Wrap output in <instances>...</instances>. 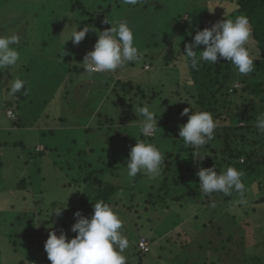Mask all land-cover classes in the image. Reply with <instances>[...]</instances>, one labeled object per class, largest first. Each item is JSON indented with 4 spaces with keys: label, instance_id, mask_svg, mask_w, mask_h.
Returning <instances> with one entry per match:
<instances>
[{
    "label": "rangeland",
    "instance_id": "rangeland-1",
    "mask_svg": "<svg viewBox=\"0 0 264 264\" xmlns=\"http://www.w3.org/2000/svg\"><path fill=\"white\" fill-rule=\"evenodd\" d=\"M109 2L112 4V11L105 15V12L97 6L100 4L105 7L107 3L103 0H0V35L16 34L21 38L20 44L16 46L20 52L21 61L15 67L0 70V264H19L20 257L25 252L23 247L21 249L18 247L19 245L16 247L18 249L16 252V248L11 243L15 233L19 232L17 231L19 227L23 226L20 224L22 221L19 217L25 216L24 214H37V216L26 218H30L33 223L30 233L35 248L40 249L35 253L38 262L48 259L44 245L51 231H55L57 235L63 231L69 239L73 238L76 235L71 231V226L76 219L74 213L80 210L86 217L93 214L92 204L96 193H88L87 188L88 186L92 188L95 182L97 183V186H94L95 191L104 186H99V183L129 188L124 190L126 194L112 198L110 206L121 219L120 231L128 238L129 244L130 241L133 245L136 244V236L133 234L135 231L139 238L144 237L148 240L150 247L146 245L142 249L143 253L149 250L147 255L144 254L145 256L140 254L138 249L135 255L131 256L132 252L128 247L124 252L128 264H167L176 253L180 252L178 246H188L195 242L200 235V227L208 224L207 221L210 220L209 217L208 220L200 217L199 211L194 212L187 219L188 223L172 231L163 232L166 227L165 225L161 227L162 229L160 228L163 224V215L159 213L144 215L142 209H144L146 195L137 193L161 185L162 174L155 180L149 179L142 173L131 179L127 175L126 162L130 149L135 146L137 140L154 144L163 154L175 153L183 149V140L179 138L178 133L184 119L177 117L178 121L171 119L168 122L163 117V112L171 113L170 116L173 117L179 106L189 108L188 102L193 101L189 100L187 91L192 86V81H189V71L186 65L182 64L183 60L175 63L178 61L175 57L173 61L170 60L169 65L161 69L162 71L156 67V63L158 60L161 63L163 55L173 42L180 41L176 37V29H183L184 33L195 35L197 30L211 27L212 24L230 16L235 10L234 4L232 0H141L136 6L124 5L122 0H109ZM203 8L207 9L211 20L206 19L203 14L206 11L203 12ZM35 10V14H39L36 25L33 24L37 19L33 14ZM52 10L56 11L55 14L50 13ZM106 20L113 24L126 21L136 36L135 43L139 51L148 52L149 59L153 62L154 67L147 63L144 71L138 70L129 74L127 73L129 70H125L126 66L123 72L118 71L115 77H111L114 81L116 78L124 79V81L126 78L132 79L133 91H137L135 86L138 83L148 86V93L152 90L160 91L162 98L147 106L155 113L158 120V128L149 136L144 137L141 134L143 117L136 115L137 109L131 108L130 105L123 107L124 102L118 101L114 94L109 97L112 87L104 85L105 80L98 81L95 76L87 80L84 77L85 73L80 71L83 67L80 63L86 52L93 50L98 39L97 34L90 31L79 45H74L71 40L64 44L74 28L79 26L77 29L79 31L85 25H92L103 31L111 27L110 23H105ZM53 22L57 23L55 30L52 27ZM70 24L72 27L69 26ZM168 24L170 27L165 29V25ZM59 26L61 40L57 41L53 36L57 35L56 29ZM4 32L5 34H1ZM136 32H140L142 38H138ZM47 35L50 38H47ZM182 41L185 44L186 40L182 38ZM252 44L249 41L246 47L255 59V48ZM54 48L62 55V59H66V61L60 59L55 66L44 54L45 49H47L46 53H49ZM19 70L30 72L31 80L36 85L31 98L36 104L34 103V107H30L29 111L17 110V116L15 112L17 104L14 102V95H9V85L15 76H20L15 74L19 73ZM102 74L109 76L107 72ZM71 75L74 81L72 86L74 102L71 103V99L64 97L65 99L61 98L58 102L59 109L55 106L53 108L46 101L53 96H58L59 99L63 95L59 93L61 89L56 86L60 83L69 84ZM244 79L247 84L248 74L244 75ZM183 83L187 89L179 85ZM107 87L109 91L102 98V106L100 103L98 106H92L96 102L97 95L100 94L98 90H107ZM243 88L245 84L235 82L228 91L231 94L230 108L235 112V120L240 114L248 110L250 112L248 106L250 99L248 94L243 92ZM233 89L237 90L236 94H233ZM8 102L12 103V108L8 107ZM113 102L117 105L114 106ZM126 103L129 104L127 100ZM166 105L168 106L165 108ZM196 108L194 111H197ZM113 110L116 113L115 117ZM230 110H223V122L216 121L220 127L219 130L217 128L215 130L216 140H211L208 144L196 149L198 152L195 153L193 170L197 171L196 166L199 161L204 168L210 164L216 165L215 167L219 169L218 160L228 156L227 149L238 146L240 136H233L232 133L227 132L229 128L224 129L222 125H229L233 128V132L246 135V130L238 129V127H246L244 122L233 125L226 121ZM10 112L11 115H9ZM107 114L110 116H106ZM110 118L115 121L113 129L109 131L106 129L111 125ZM17 119L23 126L17 128L15 125L18 122ZM57 119L62 121L58 122ZM87 129L92 131H86ZM250 132H254L248 136L250 139L264 144V134L259 133L258 130ZM91 146H94V150L88 149L87 156L84 151ZM103 148L104 151H102ZM35 149L44 152V155L30 160V156H38L33 152ZM82 149V153L79 154ZM108 149L113 152H108ZM225 150L227 154H223ZM255 150L256 153H264V149L259 146ZM57 151H59L58 154ZM86 162L90 163V166ZM34 164L35 170L39 171L31 174ZM87 174L90 175L89 183L85 180ZM24 178L27 182L18 186ZM26 183L28 186H24ZM247 189L244 194L247 197H245L247 204L242 209L247 212L240 225L242 230H239L244 232L246 246L244 244V247L239 249L231 246L230 253L219 256L222 264L233 262L234 255L247 251L264 256V207L255 204L260 196L256 187ZM130 196H135L134 201ZM211 200L215 201V199ZM66 205L67 210L63 211L61 217L51 214V207ZM227 205L228 203L220 205L223 207V212L229 210ZM213 211L214 208H210L208 214L211 215ZM188 212L184 211L182 216H187L193 211ZM149 217L152 219L151 223ZM192 224L198 227H193ZM234 241L237 245L240 238L237 237ZM140 242L145 243L144 240ZM24 264L38 263L25 260ZM45 264H51V262Z\"/></svg>",
    "mask_w": 264,
    "mask_h": 264
},
{
    "label": "trees",
    "instance_id": "trees-1",
    "mask_svg": "<svg viewBox=\"0 0 264 264\" xmlns=\"http://www.w3.org/2000/svg\"><path fill=\"white\" fill-rule=\"evenodd\" d=\"M103 1L107 3L105 7L100 6V4L97 6L100 8V10L105 12V15H107L109 12L112 11V4L109 2V0H103ZM232 3L234 4L235 10L226 19L234 20L236 17L241 15L248 18L252 33L249 41L253 43L252 45L256 50V52L254 50V57H255L254 71L248 74L249 79L247 84L244 81L245 80L244 75L239 74L236 71V69L232 66V64L224 59L218 60V63L216 64H209L207 62L201 61L200 66L197 69H193L191 67L190 61L188 60L184 52H185V45L191 43L195 35H191L190 33H184L183 29L181 30L176 29L175 32H177L176 37H178V40L182 41V38L183 40H186L185 44L183 43V41L182 43L180 41L173 42L169 46L167 52L163 55L161 63H159V60L157 61L156 67L161 70L163 67L169 65V63L173 61L174 57L175 59L178 60L175 61V63H180L183 60L182 64L186 65V67L188 68L189 78H190L189 81H192V86L190 87V90H188L185 83L179 85L187 89L189 94V100L191 101L193 100L189 108H191L192 106L193 111L195 110L196 107H197L196 109L199 111H208L213 115L215 121L219 120L220 122L224 121L223 110H230L231 109L230 106H232V100L230 99L231 94H229L228 92L229 89L232 88V85L235 82L245 84V88H243V92H246L249 96L250 103L248 106L250 108V112L248 110L247 112L240 114L239 118L235 120L234 119V117L236 116L235 112H233V109H231L230 113L227 115L226 121L233 125H237L240 122H244L246 127L245 128L238 127V129L240 131L242 129L246 130L245 132L246 135H244L243 133L240 134L238 132H233V128L230 127L229 125L227 126L222 125L221 127L224 129L229 128L227 132L229 131L230 133L233 134V136L236 137L237 135L240 136L237 144L238 146L227 149V151L229 152L228 156H223L221 160H218L220 162L219 169L215 167L216 165L214 166L210 164H207L205 168L215 167L218 173L226 170V168L229 166H232L237 170H241L244 173L242 180L243 183L245 184L246 191L248 190L247 188L255 186L258 191L257 192L258 196L260 194L255 204L256 206L264 207L263 206L264 205V153H256L255 150L257 146L264 149V144H262L261 141L252 140L248 137L251 136L252 133H254L250 131L257 130V128L255 127L257 116L264 113V0H232ZM204 11L207 12V9H204L203 12ZM206 12L203 13L204 16L206 17L207 20H211L210 15H208V12L207 13ZM200 15H202V13ZM169 27H170L169 24L165 25V29ZM1 34H5V32ZM136 35L138 38H142L140 32L139 33L136 32ZM200 50L201 51L204 50L203 45L200 46V49L196 50L197 55H199ZM140 53L142 58L140 59L139 62H130L125 66L118 68L114 72H107L109 76H106L102 73H96V75H93L95 76L96 79H98V81L100 79L105 80L106 83H104V85L107 84L109 88L112 87L111 88L112 90L108 96L110 97L111 94H114L115 97L118 99V101L124 102L123 107L125 105H130L131 108L138 109L141 107L148 106L152 104L153 101L162 98L160 95V91L152 90V92L148 93V86H144V84L143 86L139 85L138 82H137L138 84H136L135 86L137 91H133L134 82L132 79L126 78L125 80L126 82H125L124 79L121 78H116L115 81L111 78V77H115V75L118 74V71L123 72V70L125 69L124 67L126 66L127 69L125 70H129V72L126 71L129 74H133L130 72H135L138 70L144 71L145 67H147L146 66L147 63H149L150 66L154 67V65L152 64L153 62L149 59L148 52L144 53V51H142ZM81 71L84 72V69ZM15 74H19L20 76H15L14 78L19 77L26 81L25 89L27 90L26 94L22 95L21 93H17L14 95L13 98L14 102H16L17 104V108L15 109V112L17 113V110L19 111V109H22L23 111H29L30 107H34L35 101L33 102L31 96L33 95L32 93L35 90L34 87L36 85L32 82L31 75L28 70H24V71L19 70V73H15ZM15 74H13V76ZM91 78L92 76L89 77L86 74L87 80H90ZM68 81L69 84L67 85H62L60 83L56 86V88L61 89V91L58 92L63 95L60 96L59 99L58 96L56 97L53 96L52 98H50L49 101H46V103H50V106H53V108L57 107L58 109H59L58 102L61 100V98L65 99L64 97H68L69 99H71V103H73L74 102L73 100L74 91H72V86L74 82L73 75L70 76ZM177 81L176 83H178ZM108 87L107 90H103V89L102 91L98 90L100 91V94L97 95V98L95 99L96 102L92 104V106H98V103H100L102 106V102H103L102 98L103 96L108 94L109 91ZM236 91L237 90L233 89V94H236L237 93ZM220 97L221 100H219ZM126 100L129 104L126 103ZM7 105L8 107L12 108L11 102H8ZM113 105L116 106L117 105L116 102H113ZM167 106L168 105H166L165 108ZM184 109L185 107L179 106L176 109V112L174 114L175 116L173 117L170 116L171 113L169 114L163 112L164 113L163 117L168 122L171 121V119H174V121H178V118L181 119L183 118L184 120L181 121L184 124L188 120L187 116L182 117L180 115ZM112 112L114 113V117H115L116 115L115 110H113ZM106 116H110V114H107ZM110 119L111 121H109V123L111 125L107 129L105 128L106 130L109 131L113 129L114 127L113 124L115 121V119L113 121V118ZM56 121L60 122L62 120L57 119ZM97 123H101V122L98 121ZM15 125L17 126V128L23 126L20 120H18V122ZM217 129L219 130L220 127H217ZM99 130H101V128ZM86 131H92V130L87 129ZM49 133L52 134L51 131H49ZM215 140L216 138H214L212 141ZM93 147L94 146L87 147L84 153L87 154L88 156L87 150L89 149V151H92L94 150ZM47 150L50 149L47 148ZM104 150L105 149L103 148L102 151ZM197 150L193 149L190 146L184 145L183 149L179 152L164 153L163 154L164 163L161 172L163 180L160 183L161 185H159L158 187H151L149 189L147 188V190L142 192H137L146 195L144 196L145 197L144 209H142L144 215L146 213L149 214L159 213L163 215L164 217L163 224L160 226L161 228L166 225V227H164L163 229V232L172 231L178 228L179 226H181L182 224L188 223L187 219L194 212L199 211L200 217H205L207 220L209 217L210 219L207 221L209 225L203 224L200 227V235L197 237L196 241L189 244L188 246H180V247L178 246L180 252L176 253L173 259L167 262V264H222L220 262L221 257L219 256L223 255V253H230L229 250L231 251L230 249L231 246H235L237 249L243 248L244 244L246 246L244 232L239 230H242L240 225L244 219L243 216L245 215V212H247L242 209H244V206L247 203L246 204L239 203L241 197L235 191H233L231 196H225L222 193L214 194L211 197V199H215L216 207L214 208V211L211 215L208 214V210L212 208L210 207L211 201L210 198L206 197L202 193L198 185L199 177L196 175V173L200 168H204L202 162L200 161L198 162L196 166L198 168L197 171L193 170L195 164L194 161L195 153L198 152ZM51 151H53V149H51ZM82 151L83 149L79 152V154H81ZM33 152L36 153L35 155L38 154V156H30V160L35 159V157H42L44 155V152L37 151L36 149ZM58 152L59 151H57L56 153L58 154ZM108 152L111 153L113 151L108 149ZM225 153L226 150L223 152V154ZM216 159L217 158H215V160ZM241 159L242 162H240ZM87 164L90 166V163ZM33 167L34 168H32L31 174H33V172L34 174H36L39 170L37 169L35 170L36 168L35 164L33 165ZM89 176L90 175L87 174V178H85L87 183H89ZM261 178L263 179L261 180ZM25 182H27V179L24 178L23 181H21V183H19L18 186H21V184L23 185ZM24 186H28V184L26 183V185ZM94 186H97L96 182L94 183ZM94 186H92L94 191L89 186L87 188L88 193L91 192L96 193L93 204L98 200H103L105 203L110 205V201L112 198H116L121 194H126L124 190L129 189V188H124L123 186H115L107 183H99V186L101 187L97 188V191H95L96 189ZM130 197L133 198L131 200L134 201L135 196H130ZM245 197L246 196L244 195V199ZM141 199H143V197ZM205 199H207L208 201L207 200H206L207 202L204 201ZM226 203H228L227 208L229 210L223 212L222 211L223 207L220 205ZM84 205L87 204L84 203ZM184 211L186 212L193 211V212L187 216H182V213ZM24 215L25 216L23 217H19V219L22 221L20 224L23 226L19 227V230H17L19 232L15 233L13 242H11L14 248H16L18 245L20 249L22 247L24 248L25 252L24 254L21 255L19 264H24L25 260L27 262H31V263L36 262L38 264L49 263L50 261L48 259L38 262L35 257V253L40 251V249L35 248L34 246L35 243L32 241V235L30 233L31 228H33V223H31L32 220H30V218H26V217H34L37 216V214L34 213L32 215L29 214H24ZM148 219L149 222L151 223L152 219L150 217ZM195 219H197V216H195ZM192 226L198 227V225L194 226L193 224ZM133 234H135L136 236V244L133 245V243L130 241L129 249L132 252L131 256L135 255V251L137 249L138 251H140L139 252L140 254L142 253L143 255L144 254L147 255V253H149V250L148 252L143 253L139 245L141 243L140 242L141 240H144L145 243L148 245V247H150V243L144 237L139 238L138 234H136L135 231L133 232ZM237 237L240 238V242L236 245L234 240ZM17 241L20 244H17L18 243ZM247 250L248 249L246 248V251ZM15 251L17 252L18 249L16 248ZM233 257H234V261L229 262L228 264H264V256L251 254L248 251L243 252L240 255L236 254Z\"/></svg>",
    "mask_w": 264,
    "mask_h": 264
},
{
    "label": "clouds",
    "instance_id": "clouds-1",
    "mask_svg": "<svg viewBox=\"0 0 264 264\" xmlns=\"http://www.w3.org/2000/svg\"><path fill=\"white\" fill-rule=\"evenodd\" d=\"M141 0H122L124 5L136 6ZM110 23L111 27L103 31L92 25H85L81 30L74 28L70 37L64 44L71 40L74 45H79L90 31L98 36L93 50L86 52L82 64L84 72L91 77L96 73L114 72L130 62H139L141 53L135 43V34L126 21ZM251 28L247 17L241 15L233 19H223L197 30L191 43L185 45V54L191 67L197 69L201 61L216 64L224 59L230 62L241 75L254 71L255 63L246 45L251 38ZM20 36L0 35V70L15 67L21 61L18 46ZM204 46L197 55V49ZM196 49V50H194ZM64 53V52H63ZM65 54V53H64ZM26 81L19 77L10 82L9 95L17 93L26 94ZM190 105L191 103L188 102ZM191 112V115L189 113ZM136 115L143 117L141 134L149 136L157 127V118L149 107L137 109ZM188 116L185 124L179 126V138L185 146L199 149L214 139L218 123L208 111H193L185 108L181 114ZM255 127L264 134V113L257 116ZM203 159V158H202ZM164 155L157 146L137 140L130 149L126 162L127 175L134 179L137 174H144L149 179L155 180L161 175ZM196 175L199 177V187L202 193L210 198L214 194L222 193L231 196L233 191L240 195L239 203L246 204L244 199L245 184L241 170L229 166L218 173L215 167L200 168ZM93 214L86 217L82 211L74 213L75 223L71 231L76 235L69 239L63 231L59 235L51 231L45 242L44 249L51 264H127L125 250L129 247V240L120 231L122 221L113 208L103 200H98L93 205ZM210 207L215 208L216 203L211 200ZM51 214L61 217L66 206L51 207ZM39 225V224H38Z\"/></svg>",
    "mask_w": 264,
    "mask_h": 264
},
{
    "label": "crops",
    "instance_id": "crops-1",
    "mask_svg": "<svg viewBox=\"0 0 264 264\" xmlns=\"http://www.w3.org/2000/svg\"><path fill=\"white\" fill-rule=\"evenodd\" d=\"M55 10H52V12H50L51 14H55ZM36 13V10H35V12L33 13L34 14V16H36L37 17V19H36V21L33 23V24H37L38 23V21H39V14H35ZM34 19V17L32 18V20ZM29 20H27V22H28ZM42 22H44V20H42ZM55 24H57L56 22H53L52 23V27H53V29L55 30ZM33 26V25H32ZM70 27H72V25L70 24L69 25ZM59 31H60V26L56 29V32H57V35H52L57 41H60L61 40V38H60V36H59ZM47 38H50V36H48L47 35ZM46 51H47V49H45L44 50V54H46V56H47V59L48 60H51L52 62H53V65L55 66V64L57 63V62H59L60 61V59H62V55L61 54H59L58 53V51L54 48V50H50V52L49 53H46ZM62 60H64V61H66V59H62ZM81 62V61H80ZM81 70H83V67L82 68H80V71ZM85 73V72H84ZM80 76H81V74H80ZM84 77L86 78V73L84 74Z\"/></svg>",
    "mask_w": 264,
    "mask_h": 264
},
{
    "label": "built area",
    "instance_id": "built-area-1",
    "mask_svg": "<svg viewBox=\"0 0 264 264\" xmlns=\"http://www.w3.org/2000/svg\"><path fill=\"white\" fill-rule=\"evenodd\" d=\"M12 113L10 112V114L9 115H11ZM147 244L146 243H144V242H141L140 243V249L142 250V249H144V247L146 246Z\"/></svg>",
    "mask_w": 264,
    "mask_h": 264
}]
</instances>
